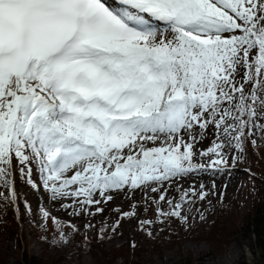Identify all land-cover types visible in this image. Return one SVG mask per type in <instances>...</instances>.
Wrapping results in <instances>:
<instances>
[{"label":"snow or ice","instance_id":"6c2138e0","mask_svg":"<svg viewBox=\"0 0 264 264\" xmlns=\"http://www.w3.org/2000/svg\"><path fill=\"white\" fill-rule=\"evenodd\" d=\"M262 122L264 0H0L5 201L19 166L74 212L140 189L186 223L184 202L205 185L174 204L166 183L227 171Z\"/></svg>","mask_w":264,"mask_h":264},{"label":"rangeland","instance_id":"374dc122","mask_svg":"<svg viewBox=\"0 0 264 264\" xmlns=\"http://www.w3.org/2000/svg\"><path fill=\"white\" fill-rule=\"evenodd\" d=\"M212 129H209L208 137L198 145L200 148H206L210 145L213 137L211 136ZM257 140V132L255 136H250ZM151 146V145H149ZM233 155L238 157L232 166L224 172H198L191 174L183 179L175 182L166 183L165 189L167 192L166 200H172L173 203H180L181 197L185 190L195 186L199 189L201 184L205 185V191L208 192L204 200L198 197H193L190 201L184 202V212L182 215H188V221L182 222L179 218L170 217L171 222L161 221L158 219V208H162L165 212L170 211L168 203L159 201L160 193L135 191L126 189L122 191H113L111 194L113 199L103 201L99 205H91L87 210L80 211L78 205H74L77 211L67 205L72 204L71 199L55 200L51 199L48 190L44 189L42 182L39 181L38 173L35 175L37 182L41 183L39 189L33 188L26 179H22V174L19 172V166L15 173V183L17 191V199L12 207L16 214L17 225H12L9 229L12 233L7 239L9 246L8 259L10 262L16 260L17 251L21 253L28 252L34 256L45 257L44 251L50 253H60L62 249H56L46 243H41L34 235V225L27 215L28 208L32 213L34 211L46 210L51 217L64 220L67 223H72L79 228L92 227L95 225H103L106 231L110 232L111 238L108 241V247L119 246L125 244V248H131L134 242L140 237L138 226H147L151 236L158 233L163 239L169 238L167 229L177 232L176 242L170 241L164 243L163 246L153 251L152 253H141L138 250L130 252V256L140 263L135 264H169L177 262L183 257H194L198 264H235L241 261L252 263L255 255L251 249L250 242L245 239L240 233H236L229 241L222 243L220 246H215L207 239L201 237H188L190 233L203 231L208 222L213 220L219 211L218 202H224L237 207L238 200H244V184L247 174V165L249 164V155L246 150L241 153L239 150H234ZM71 175V173H69ZM0 192L8 193L7 190L0 188ZM100 199L99 196L96 197ZM242 207H240V216L243 215L250 207V198H245ZM10 201H5L0 198V213L3 207H8ZM97 208L103 211H96ZM135 211V216L129 218L124 216V213ZM201 216L204 218L201 219ZM5 218L0 219V236L3 235L1 224L6 223ZM141 221H151V224H141ZM240 220H238L239 223ZM117 222L119 225L117 226ZM241 223V222H240ZM194 224H197L195 227ZM71 232L67 228L63 233L69 237ZM16 235L19 236L20 246H17ZM234 251L235 255L228 258V253ZM20 253V252H19ZM128 255H120L115 262L117 264H134L127 263ZM86 264H95V258L91 253H86L81 257ZM62 264H79V259L71 255Z\"/></svg>","mask_w":264,"mask_h":264},{"label":"trees","instance_id":"16d2710c","mask_svg":"<svg viewBox=\"0 0 264 264\" xmlns=\"http://www.w3.org/2000/svg\"><path fill=\"white\" fill-rule=\"evenodd\" d=\"M264 123V122H262ZM257 140L248 137L245 142V150L249 155V164L247 165V174L245 176L244 200H238V208L224 202H218V215L208 222V225L203 231H197L195 234L190 233L188 237H201L212 242L215 246H220L222 243L229 241L236 233H240L245 239L250 242L251 249L255 255L252 263L241 261L235 264H264V134L257 130ZM253 140L255 143H253ZM250 198L249 209L240 216V207H242L245 198ZM14 201H10L8 207H3L0 213V219L5 218V222L1 224L3 235L0 236V264H62L71 255L79 259V264H86L81 257L86 253H91L95 258V264H117L116 259L120 255H128L127 263H140L137 258L130 256V252L138 250L141 253H152L160 249L164 243H169L171 240L176 242L177 232L167 229L169 238L163 239L158 235H149V230L145 225L138 226L139 238L134 242L131 248H125V244L119 246L108 247V241L111 238L110 232L106 231V227L95 225V228H79L78 226L67 223L64 220L55 217L43 216L42 211H34L33 213L27 210V215L34 225V235L38 240L47 245H51L56 249H62L60 253H50L45 250V257L34 256L28 252L21 253L17 251L16 260L10 262L8 259L9 246L7 239L12 231L9 229L12 225H17L16 214L13 211ZM158 219L161 221L171 222V218L164 217L158 214ZM238 220L239 223H238ZM241 222V223H240ZM74 226V227H73ZM196 227L197 224H194ZM67 228L71 229L68 237V243L60 242V232H64ZM75 229H78L76 231ZM17 246H20L19 236L16 235ZM20 252V253H19ZM169 264H198L194 257H183L177 262Z\"/></svg>","mask_w":264,"mask_h":264},{"label":"bare ground","instance_id":"6f19581e","mask_svg":"<svg viewBox=\"0 0 264 264\" xmlns=\"http://www.w3.org/2000/svg\"><path fill=\"white\" fill-rule=\"evenodd\" d=\"M234 255H235V252L232 251V252L228 253V258H229V257H232V256H234Z\"/></svg>","mask_w":264,"mask_h":264}]
</instances>
